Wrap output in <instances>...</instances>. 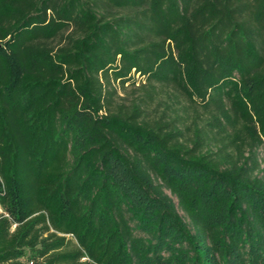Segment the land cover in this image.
<instances>
[{
    "label": "trees",
    "instance_id": "1",
    "mask_svg": "<svg viewBox=\"0 0 264 264\" xmlns=\"http://www.w3.org/2000/svg\"><path fill=\"white\" fill-rule=\"evenodd\" d=\"M0 264H264V0H0Z\"/></svg>",
    "mask_w": 264,
    "mask_h": 264
},
{
    "label": "rangeland",
    "instance_id": "2",
    "mask_svg": "<svg viewBox=\"0 0 264 264\" xmlns=\"http://www.w3.org/2000/svg\"><path fill=\"white\" fill-rule=\"evenodd\" d=\"M131 92H132V90H129V91H128V95H129ZM122 93L124 94V91H122Z\"/></svg>",
    "mask_w": 264,
    "mask_h": 264
}]
</instances>
